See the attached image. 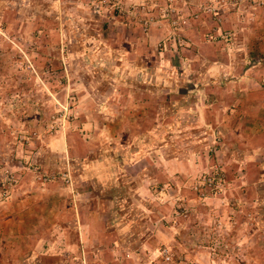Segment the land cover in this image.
<instances>
[{
	"label": "rangeland",
	"instance_id": "1",
	"mask_svg": "<svg viewBox=\"0 0 264 264\" xmlns=\"http://www.w3.org/2000/svg\"><path fill=\"white\" fill-rule=\"evenodd\" d=\"M121 1L128 6L129 0ZM200 1L185 0V6L173 2L186 20L179 31H173L171 18L162 17L167 0H151L145 3L148 9L122 13L97 8V0H0V196L21 177L18 170L4 169L3 163L10 159L6 150H35L56 135L73 144L89 131L82 123L87 117L128 109L134 97L119 89L111 92L106 104L93 106V93L99 92L94 87H105L101 91L106 96L114 83L136 85L138 75L130 70L136 63L181 68L178 57L195 46L193 29L200 16L206 19L202 30L215 34L223 32L225 14H232L236 23L233 44H252L257 52L249 56L250 63L264 64V0H213L219 9L218 23L203 12L197 19L190 17ZM145 14L152 16V23L144 31ZM176 32L182 44L172 41ZM147 36L151 37L148 46L136 43ZM143 55L146 59L138 57ZM188 97L195 99V92ZM187 120L190 124L172 132L171 149L177 150L171 154L194 158L199 150L190 149L200 142L209 144L214 161L207 170L180 176V183L156 182L149 205L140 202L135 188L125 187L120 205H108L105 214L110 218L107 223L114 221L122 236H115L108 227L106 250L87 255V264H264L263 156L238 163L243 160L240 153L216 152L222 142L216 130L208 131L209 139H203L205 134L194 127L200 124L196 109H190ZM196 136L201 139L197 141ZM154 154L156 161L160 156ZM64 167L37 169L26 163L21 172L32 174L41 184H65ZM213 171L221 174L216 186L209 190L199 186L202 177ZM115 238L122 249L113 246ZM163 250L168 252V261Z\"/></svg>",
	"mask_w": 264,
	"mask_h": 264
},
{
	"label": "crops",
	"instance_id": "2",
	"mask_svg": "<svg viewBox=\"0 0 264 264\" xmlns=\"http://www.w3.org/2000/svg\"><path fill=\"white\" fill-rule=\"evenodd\" d=\"M230 15L225 14L227 20L221 26L224 34L205 33L206 19L200 16L193 29L195 46L180 54L178 70L136 63L130 67L138 75L136 85L114 83L106 96L101 91L105 87H94L99 91L93 93L95 107L109 102L116 89L127 91L134 100L120 112L84 118L83 127L89 129L85 138L69 144L56 135L35 150H6L10 159L3 163L4 169L18 170L21 177L0 196V264L88 263L87 255L106 250L108 227L115 236H122L114 221L107 223L110 218L105 214L108 205H120L125 187L135 188L140 202L149 205L156 182L180 183V176L191 170H207L214 161L209 144L197 142L190 149L199 150L194 158L171 154L177 150L171 149L172 132L190 124L191 108L198 111L200 124L194 127L205 134L203 139H209L212 129L220 135L217 153H240L243 160L238 163L258 155L264 158V64L250 63L249 56L257 52L252 44H233L236 23ZM144 38L136 43H151V37ZM146 55L138 57L146 59ZM163 60L168 64V59ZM194 92L192 100L188 96ZM154 153L160 156L156 161ZM26 163L37 169L64 170L66 166L68 182L41 184L32 174L21 172ZM104 217L108 220L102 222ZM112 243L120 247L118 239Z\"/></svg>",
	"mask_w": 264,
	"mask_h": 264
},
{
	"label": "built area",
	"instance_id": "3",
	"mask_svg": "<svg viewBox=\"0 0 264 264\" xmlns=\"http://www.w3.org/2000/svg\"><path fill=\"white\" fill-rule=\"evenodd\" d=\"M91 1L92 3L94 2V0H91ZM136 1L137 0H129V2H127L128 6L124 7L121 0H97L98 6L96 5L95 6L97 8H100V7L108 8V9H111L119 13L120 12L122 13V11H127V10H130L132 12L137 7H140L141 10L148 9L147 5L145 6V3L150 2L151 0H140L141 3H137ZM176 1L181 2L183 6H185L186 4L185 0H167V4L164 5V10H163L164 13L162 15V17L169 16L171 18L169 23L173 31H179L180 30L179 27L181 25H185L186 23V20L181 15L182 11L180 7H177L173 4V2H176ZM212 3H213V0H209L208 2L201 0L200 2H198L196 11L193 12L190 15V17L192 19H197L199 16L198 13L203 12L205 14L210 15L214 23H218L220 21L219 20V9L215 8L212 5ZM145 15H146L145 16L146 18L141 20V26L144 31L147 30V28L152 23L151 22L152 16H150L149 14H145ZM171 39L173 42L180 43V44L183 43V38L181 34H178V32H176V34ZM61 178H63L65 183L68 182V177L66 176V174H61ZM220 178H221V174L217 171H213L203 176L201 181L198 183V185L208 190L213 189L216 186L217 182L220 180ZM5 194H6V191L3 190L1 195L3 196ZM162 255L164 256L165 261L169 260V255L166 250L162 251Z\"/></svg>",
	"mask_w": 264,
	"mask_h": 264
}]
</instances>
